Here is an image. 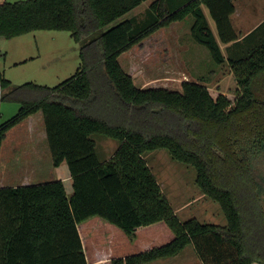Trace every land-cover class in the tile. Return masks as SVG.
<instances>
[{"label": "trees", "instance_id": "16d2710c", "mask_svg": "<svg viewBox=\"0 0 264 264\" xmlns=\"http://www.w3.org/2000/svg\"><path fill=\"white\" fill-rule=\"evenodd\" d=\"M143 1L0 2V37L70 30L82 58L54 86L13 84L0 74L3 99L21 101L2 121L0 149L10 127L41 109L53 162L66 161L72 181L71 194L63 179L0 186V264H142L189 243L203 264H264V34L257 33L264 22L228 56L220 41L239 39L234 0H153L147 19L110 25ZM190 14L193 38L218 63L229 62L234 100L195 80L181 90L139 86L123 67L124 51ZM94 133L119 140L110 158L100 159ZM162 147L196 167L199 187L220 203L226 225L179 218L144 155ZM89 237L96 246L131 243L136 250L91 261Z\"/></svg>", "mask_w": 264, "mask_h": 264}, {"label": "rangeland", "instance_id": "374dc122", "mask_svg": "<svg viewBox=\"0 0 264 264\" xmlns=\"http://www.w3.org/2000/svg\"><path fill=\"white\" fill-rule=\"evenodd\" d=\"M2 1L5 0H0ZM151 2L152 0L143 1L134 9L113 20L110 25L130 17H134L139 22L147 19ZM205 9L214 31H217L214 18L208 8L205 7ZM240 10L243 15H246L247 21L244 25L248 27L260 17L261 12H264V0L244 1ZM193 22L194 16L190 14L184 20L173 21L167 26L159 27L121 54L120 61L123 67L134 76L139 86H164L181 90L184 80H195L207 84L214 95L222 92L234 100L238 82L229 62L218 63L208 47L193 38L191 33ZM236 25L235 28L239 32L246 29ZM257 33L264 34V26ZM250 39L251 36L245 41ZM80 46L81 43L74 39L70 30L65 29H35L9 38L0 37V74L9 78L13 84L34 81L54 86L68 79L78 70L82 61ZM20 105L21 101L4 98L1 107L2 119H9L17 113ZM23 128L24 126H17L12 130V134H17ZM93 137L97 141V153L101 160L110 158L119 146L117 138L101 133H94ZM13 144L11 140L0 149V182L11 179L13 172L11 161L16 158V154L19 152L25 157V151H31V144L28 142L26 146L15 148L16 152L15 144ZM144 155L181 220L197 217L205 222L227 224V218L220 203L205 194L199 187L196 179L197 169L194 165L173 158L164 147L148 150ZM26 163L27 161L25 165ZM59 169L61 174L69 172L67 162L65 161L64 166ZM24 170L23 168L17 173L25 174L27 171ZM65 184L68 194H71L72 181L65 180ZM86 247L92 253L91 261L136 250L133 249L136 246L131 243L96 246L92 237L86 239ZM189 259L197 261L193 264L199 262L192 243L187 244L171 258H159L142 264H161L166 260L182 264Z\"/></svg>", "mask_w": 264, "mask_h": 264}, {"label": "crops", "instance_id": "0c3cea01", "mask_svg": "<svg viewBox=\"0 0 264 264\" xmlns=\"http://www.w3.org/2000/svg\"><path fill=\"white\" fill-rule=\"evenodd\" d=\"M234 1L236 4V10L233 14H231L232 24L234 28L237 27L236 24L242 27H246V25H244L247 21L246 15H243L242 11L240 10V6L242 5V3H244V1H247V0H244V1L240 0V2H236V0ZM203 7L208 17L209 23L212 27L211 21L208 16V12L205 9L206 6L204 5ZM251 15L255 16L253 13H251ZM263 22H264V12H261L260 17L256 18L251 24H249V26L246 27L245 30H241L240 32L236 30L239 35L238 40L226 42V43L220 41L221 47L223 49V52L226 54V56H228L230 52L232 53L236 52L238 49L235 48V44L239 41H242L244 36H246L249 32H251L253 29L258 27ZM214 32L216 33V35H218L217 31H214ZM17 126L19 127L24 126V128L17 134L13 135L12 130L15 129ZM11 140L15 144L14 149L27 144V142L30 143L31 151H25L24 153L25 157H23L21 153L19 152L16 154V158L13 161H11V169L13 171L10 176L11 179L6 182H0V186H17V185L41 183V182H45V181L52 180V179H63L64 181L71 180L70 172L66 171L64 174L60 173L59 168L61 166H64L65 161L61 162L58 166H56L53 162V158L51 155V151H50V147H49V143L47 139L44 114L41 109L29 114L24 120L10 127L6 131V136H5V139L3 140L1 148L3 147V145L9 144ZM15 152H16V149H15ZM15 152H14V155H15ZM20 157H23V158H20ZM28 158H31V159L33 158V159L30 160ZM26 161L27 163L25 165ZM28 161H29V164H28ZM23 168L25 169L24 171H27L25 174L17 173ZM124 253L125 252H122V254ZM197 257H198L197 260L199 261L198 264H203L198 255ZM167 258H171V256L165 257V259ZM193 263H197V261L189 259L183 262L182 264H193ZM161 264H180V263H175V262L172 263L171 261L166 260V261H162Z\"/></svg>", "mask_w": 264, "mask_h": 264}, {"label": "built area", "instance_id": "2783aa9c", "mask_svg": "<svg viewBox=\"0 0 264 264\" xmlns=\"http://www.w3.org/2000/svg\"><path fill=\"white\" fill-rule=\"evenodd\" d=\"M2 100H3V90L0 89V130H1V127H2V111H1V107H2Z\"/></svg>", "mask_w": 264, "mask_h": 264}]
</instances>
